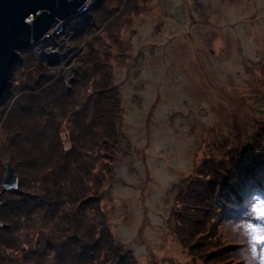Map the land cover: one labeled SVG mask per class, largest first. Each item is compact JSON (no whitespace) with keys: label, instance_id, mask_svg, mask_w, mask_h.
I'll return each instance as SVG.
<instances>
[{"label":"rangeland","instance_id":"374dc122","mask_svg":"<svg viewBox=\"0 0 264 264\" xmlns=\"http://www.w3.org/2000/svg\"><path fill=\"white\" fill-rule=\"evenodd\" d=\"M115 1L107 0L103 5L111 10ZM127 4V9L138 5L133 8L139 11L130 26L118 31L110 29L102 35L106 41L102 42L100 55L108 59L104 63H108L107 72L121 102L116 121L121 140L112 171L101 189L108 221L100 223L95 234H102L104 229L100 227L109 224L137 264H188L189 256L175 232L173 213L178 195L193 180L203 159L221 158L219 166L228 161L226 154H236L247 143L264 146V0H129ZM92 8L77 11L78 21L68 22L69 17L59 25L58 34H46L34 43L28 51L35 55L18 52L11 77L8 75L0 104L6 105L2 108L6 114H13V145L18 151H0V171L4 174L3 163L9 162L17 173V184L20 179L21 185L28 187L21 190L24 193L38 188L40 168L35 159L42 153L37 143L41 129L27 117L37 97L28 88L25 93L18 87L27 84L37 89L39 73L31 66L36 58L42 70H46L43 65L51 70H46V75L61 73L63 92L67 93L65 100L58 101L62 107L71 90L69 78L82 58L73 65L66 63L62 69H57L59 63L53 58L47 59L56 54L63 64L76 57V45L67 32L61 33L63 24L70 33L75 30L76 36L85 34L91 24L88 20L97 15L96 10L88 14ZM48 84L52 80L44 79L46 97L50 92ZM14 109L15 113L19 110V116ZM255 130L261 131L260 135L254 134ZM8 135L11 133H0V141L4 143ZM214 175L215 183L220 185L222 180ZM10 191L0 194V236L7 233L6 238L12 237L13 242L10 238L0 245V264H5L3 259L18 249L14 230L17 213L10 208L16 193ZM249 206L258 218L249 234L253 264H258L257 257L264 264V199L259 197ZM245 210L244 206L236 208L235 223L224 228L231 234L227 240L230 247L239 245L234 235L238 234L237 225L245 216L241 211ZM66 214L69 217L70 209ZM47 222L46 218H36L26 222L24 228L49 226ZM46 262L53 264L48 258ZM225 262L235 264L222 261Z\"/></svg>","mask_w":264,"mask_h":264},{"label":"trees","instance_id":"16d2710c","mask_svg":"<svg viewBox=\"0 0 264 264\" xmlns=\"http://www.w3.org/2000/svg\"><path fill=\"white\" fill-rule=\"evenodd\" d=\"M105 1L98 0L88 12L96 10L97 15L88 20L91 24L85 34L79 33L76 36L73 34L75 30L72 29L70 33L64 29L63 24L61 33L67 32L68 38L76 45L73 49L78 50L76 57L63 62V67L68 62L73 65L75 60H82L72 71L73 77L68 81L71 90L62 107L58 101L65 100L67 93L63 92L61 73L54 71L51 72L52 76L46 75V70H51L45 68L46 65L42 66L46 70H42L36 58H33L35 61L31 66H35L33 71L39 73L37 89H30L27 84H23V88L18 87V90L25 93L31 90L30 94L37 97L27 117L41 129L38 130L41 134L38 133L40 140L37 143L42 153L36 155L35 159L40 168L38 188L24 193L21 190L28 187L21 185L18 179L17 188L10 191L16 193L10 208L17 213V227L14 230L18 249L16 255L14 252L10 258L3 259L5 264H49L46 258L53 264H137L122 242L115 238L109 224L100 227L99 230L104 231L102 234L96 233L100 235L99 238L95 234L98 225L108 221L103 209L104 193L101 189L112 171L121 140L116 123L121 114V102L107 72L108 63H104L108 59L103 60V55H100L102 42L106 41L102 35L110 29H127L132 18L139 12L133 8L138 5L133 6V10L131 7L127 9L129 0L126 3L125 0L115 1V7L111 10L103 5ZM117 9L119 13H116ZM79 16L69 18L68 22L78 21ZM28 53L35 55L32 50ZM84 64L86 67H83ZM12 68L9 71L10 77ZM44 79L52 80V84H48L49 97L44 95ZM16 103L19 105V100ZM4 106L0 104V133H11V136L8 135L4 143L0 141V151H8L9 154L18 149L13 145L16 133L11 121L13 114H6L2 109ZM15 115L19 116V110ZM260 133L258 130L254 132ZM224 158H228V161L219 166L216 165L220 164L221 158L216 161L210 157L203 159L193 180L178 195L177 208L173 213L175 232L189 256L188 264H226L222 263L223 260L235 264H253L251 253L254 252L251 250L249 234L252 229L250 226L255 225L258 218L249 204H253L259 197L264 199V146L250 142L236 154L228 153ZM210 161H214L211 165H215L218 170L211 165H207V169L202 167L203 163ZM1 171L0 180L3 175ZM214 174L222 180L220 185L215 183ZM3 193L9 194V191L0 188V194ZM1 206L4 211L5 204ZM242 206L247 210L241 211L245 216L237 225L238 234L234 235L239 245L230 247L227 240H230L231 234L224 228L235 223L236 208ZM69 209L70 215L67 217ZM36 218L48 219L49 226L24 228L26 222ZM6 236L7 233H4L3 238L0 236V245L9 242L10 238V243L13 240ZM257 261L260 264L258 257Z\"/></svg>","mask_w":264,"mask_h":264},{"label":"water","instance_id":"95a60500","mask_svg":"<svg viewBox=\"0 0 264 264\" xmlns=\"http://www.w3.org/2000/svg\"><path fill=\"white\" fill-rule=\"evenodd\" d=\"M85 1L0 0V99L6 91L9 71L18 61V52L30 50L34 43L76 15ZM3 167L1 187L15 190V171L9 162H4Z\"/></svg>","mask_w":264,"mask_h":264},{"label":"bare ground","instance_id":"6f19581e","mask_svg":"<svg viewBox=\"0 0 264 264\" xmlns=\"http://www.w3.org/2000/svg\"><path fill=\"white\" fill-rule=\"evenodd\" d=\"M97 0H93V3H89L88 4V9L90 8V7H92L93 5H94V3L96 2ZM61 30V28L58 26L53 32H55V33H59V31ZM30 49H32V47L30 48ZM41 50V49H40ZM51 56L49 57L48 56V58H49V60H51V58H53L52 60H56L57 59V57H56V54L52 57V54H50ZM56 57V58H55ZM51 60V61H52ZM56 62H60V59H58V61H56ZM60 64V63H59ZM62 67L63 66H61V67H58L57 69H62ZM70 80V79H69Z\"/></svg>","mask_w":264,"mask_h":264},{"label":"built area","instance_id":"2783aa9c","mask_svg":"<svg viewBox=\"0 0 264 264\" xmlns=\"http://www.w3.org/2000/svg\"><path fill=\"white\" fill-rule=\"evenodd\" d=\"M86 1H87V0H86ZM86 1H85V2H86ZM89 3H93V0H88L86 3H84V4L82 5V7L79 8V10H78L79 12H78V13H80L81 11L83 12V11H85V10L87 11V10H88V4H89ZM86 11H85V12H86Z\"/></svg>","mask_w":264,"mask_h":264}]
</instances>
